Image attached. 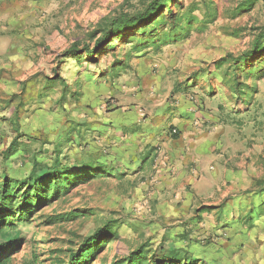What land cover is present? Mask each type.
<instances>
[{
    "label": "rangeland",
    "instance_id": "obj_1",
    "mask_svg": "<svg viewBox=\"0 0 264 264\" xmlns=\"http://www.w3.org/2000/svg\"><path fill=\"white\" fill-rule=\"evenodd\" d=\"M239 1L173 0V11L178 10L182 17L189 15L207 21L205 27L196 29L198 25L194 24L184 39L166 44L159 51L147 50L153 72L163 74L158 101L166 98L168 108L174 109L173 115L177 112L193 115L192 122L197 128L205 124H195V118H201L202 113L193 110L186 98L173 95L172 88L176 81L188 78L207 63L228 53L238 55L251 47L264 27V0L249 12L236 16L233 10ZM146 2L0 0V171L6 169L14 176L27 177L32 171L33 156L43 167L58 158L63 165L94 162L116 168L101 177L73 183L66 191L35 207L29 221L0 231V242L23 238L18 251L11 252V264H22L33 255L38 264H68L70 255L81 243L109 220L118 222L122 239L110 235L107 241L97 243L95 253L84 264H113L142 245L157 255L177 251L182 257L194 259V264H264V191L255 185L257 180L264 179V71L257 78L253 75L245 78L241 73L238 76L255 89L254 93L248 90L247 97L253 94L250 101L235 95L232 82L223 78L225 70L234 74L229 64L212 78L216 93L209 104L213 109L220 103L223 105L229 119L221 124L225 125L229 138L226 145L234 146L232 153L228 150L217 153L222 155L221 165L235 172L239 170V176L233 174L222 188L229 190V194L236 192L241 198L225 201L217 226L210 228L199 226L204 217L195 211L187 212L181 206L182 201L169 202L172 207L167 202L154 201L150 193L156 186L147 182L150 178H139V151L134 141L123 145L120 133L128 130L137 137L142 131L150 132L152 127L140 125L139 130L135 115L118 112L112 114L116 130L109 136L99 131L105 125L74 126L77 118H85L77 115L79 99L92 95L101 84L110 89L106 103L119 102L114 81L100 82L97 73L90 77L75 73L72 61L71 73L66 69L62 73L66 80L50 83L53 81L49 78H55L54 72L60 68L61 54L73 42L92 43L90 35L105 19L137 12ZM162 11L168 18L169 9L164 7ZM130 46L118 42L114 51L102 56L103 66H109L115 55L130 54ZM131 56L137 57L135 53ZM254 59L250 68L256 67ZM208 80V76L199 77L195 88L198 97L207 88ZM240 88L246 90L242 85ZM12 141L21 143L28 155L17 160L4 159ZM147 168L145 176L153 172L150 164ZM232 184L234 189L230 187ZM142 192L145 194L141 195Z\"/></svg>",
    "mask_w": 264,
    "mask_h": 264
},
{
    "label": "trees",
    "instance_id": "obj_2",
    "mask_svg": "<svg viewBox=\"0 0 264 264\" xmlns=\"http://www.w3.org/2000/svg\"><path fill=\"white\" fill-rule=\"evenodd\" d=\"M259 1L240 0L233 13L238 16L249 12ZM172 2L173 0H147L144 7L137 12L121 13L113 18L105 19L99 28L90 35L92 43L73 42L61 54L60 68L54 72L55 78L48 77L50 81H53L50 83L57 82V79L66 80L62 73L65 72V69L68 73L71 71L70 64L72 61L75 62V73H86L88 77L97 73V80L100 82L114 81L130 69L129 61L132 58V53H135V55L139 52L145 53L150 48L159 51L166 44L178 42L190 35L194 24L198 25L196 29L205 27L207 21L201 22L199 18L189 15L182 17L178 10L173 11ZM164 7L169 9L170 15L168 18L164 17L162 11ZM210 19V22H212L214 18ZM118 42L130 44V54L127 52L122 57L115 55L109 66H103L102 56L111 50L114 51ZM252 59L256 63L255 68L249 67ZM226 64L234 68V74H231L229 70H225L222 74L223 78L232 82L233 88L231 90L235 95L240 96V99L243 98V101H250L253 94H249L247 97L248 90L254 93L255 89L249 86L247 82L239 80L238 76L241 73V75L243 74L242 77L245 78L251 75L257 78L264 71V27L261 28L248 50L238 55L228 53L207 63L204 68L199 69L198 72L188 78L174 83L172 94H178L186 98L190 101L193 110L196 109L202 113L201 118H195V124L199 122L206 123L205 113L208 109L205 100L213 98L214 93H216L212 78ZM91 69L98 72H91ZM204 76L209 77L207 88H203V94L198 97L195 88L198 86L199 77ZM240 85L244 86L246 90L240 88ZM108 105H110V102H108ZM218 109L221 110V114L223 113L221 122L223 124L229 122L221 103L218 104ZM173 135L178 137L179 132L177 129ZM21 145L17 141H12L3 158L17 160L26 157L28 155L26 153L27 149L21 147ZM31 162L33 164L32 171L29 176L24 178L14 176L6 169L0 171V231L13 226L17 227V225L29 221V214L34 211L35 207L58 193L66 191L73 183L91 177H101L116 169L105 163L94 162L63 165L58 158L51 165L43 167L38 164L34 156ZM255 185L262 187L264 191V179L257 180ZM253 212L254 209L252 208L250 210L251 218H253L251 214ZM117 228H120V226L116 220H109L100 226L70 255L68 264L89 262L90 257L96 251V244H101L110 235H114L121 240L122 236ZM21 241H23L22 237H13L0 242V264H11V252L18 251ZM193 261L194 259L182 257L177 251L165 252L159 255L153 254L151 249L147 248V245H142L141 248L131 251L126 257L115 260L113 264H194ZM22 264H38L37 258L33 255L24 260Z\"/></svg>",
    "mask_w": 264,
    "mask_h": 264
},
{
    "label": "crops",
    "instance_id": "obj_3",
    "mask_svg": "<svg viewBox=\"0 0 264 264\" xmlns=\"http://www.w3.org/2000/svg\"><path fill=\"white\" fill-rule=\"evenodd\" d=\"M146 53H136L137 57L129 61L130 69L114 80L119 102L107 106L106 99L110 97L107 96L110 89L103 84L92 95L87 94L79 99L77 115L85 118L76 117L80 123L75 122L74 126L105 125L99 131L107 132L109 136L112 130H116L112 126V114L118 112L135 115L134 120L139 130L140 125L152 127L150 132L142 131L137 137L132 136L128 130L120 133L123 145L134 141L139 151V178H150L147 182L156 186L150 197L154 201L167 202L166 205L170 207L172 205L169 202L176 201L178 204L182 201L181 206L187 212L192 211L190 213L193 214L195 211L197 215L204 217L199 226L216 227L218 217L224 211L223 203H228L233 198H241L236 192L229 194V190L222 188L233 174L239 176V170L235 172L231 167L221 165L222 155L217 153L218 150L234 152L233 145H226L229 138L225 125H221L223 113L221 114L218 105L213 109L209 100L214 98H208L205 100L208 109L205 113L206 123L202 127L193 125L191 114L181 115L177 112L173 115L174 109L168 108L166 98L158 101V86L163 74L153 72L152 59H148L149 53ZM131 76L133 79H130ZM95 99L98 101L95 102ZM175 128L179 132L178 137L173 135ZM149 164L153 172L145 176ZM224 176L225 181L222 180ZM230 187L234 189L233 184ZM168 213L173 216L170 211ZM177 214L175 212V217Z\"/></svg>",
    "mask_w": 264,
    "mask_h": 264
},
{
    "label": "built area",
    "instance_id": "obj_4",
    "mask_svg": "<svg viewBox=\"0 0 264 264\" xmlns=\"http://www.w3.org/2000/svg\"><path fill=\"white\" fill-rule=\"evenodd\" d=\"M176 131V129H174V132Z\"/></svg>",
    "mask_w": 264,
    "mask_h": 264
}]
</instances>
